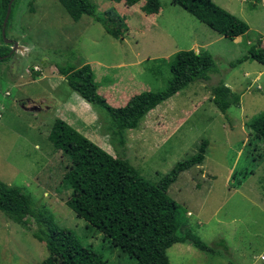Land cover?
I'll use <instances>...</instances> for the list:
<instances>
[{"label": "rangeland", "instance_id": "rangeland-1", "mask_svg": "<svg viewBox=\"0 0 264 264\" xmlns=\"http://www.w3.org/2000/svg\"><path fill=\"white\" fill-rule=\"evenodd\" d=\"M89 1L97 11L113 8L123 17L127 30L120 39L89 17L73 22L56 0L14 1L5 38L11 41L9 49L12 43L16 49L0 59V182L21 187L105 264H135L64 205L67 160L46 136L57 114L66 115L68 105L60 106L62 101L82 100L55 67L89 65L97 94L120 108L140 92L164 89L170 79L167 65L176 52H206L216 71L204 84L194 82L160 103L137 128L122 131L123 145L98 108L89 107L92 118L83 120L80 135L112 157L118 152L152 183L206 140L202 164L180 173L166 195L185 212L181 232L189 229L213 252L173 244L165 252L168 263L264 264V142L245 128L264 112V67L249 60L235 64L251 46L264 48V0H211L247 25L237 41L218 37L169 0H160V13L151 16L140 11L143 0L131 7L122 1ZM34 65L40 74L31 73ZM40 75L46 79L37 91L46 103L37 108L30 103L35 89L28 94L24 84ZM219 83L237 98L224 114L212 105L209 90ZM27 220V225L15 224L0 212V264H40L45 258L43 244L31 236L35 226Z\"/></svg>", "mask_w": 264, "mask_h": 264}, {"label": "trees", "instance_id": "trees-1", "mask_svg": "<svg viewBox=\"0 0 264 264\" xmlns=\"http://www.w3.org/2000/svg\"><path fill=\"white\" fill-rule=\"evenodd\" d=\"M14 1L10 6L4 35ZM107 1L116 4L122 1L126 7H131L142 0ZM159 1L143 0L140 11L145 16L156 15L160 8ZM56 2L73 22H77L81 16L89 17L113 39H120L127 30L123 17L113 8L100 12L89 0ZM7 3L8 0H0V28ZM169 3L229 41L248 30L243 21L220 9L211 0H169ZM0 42V57H3L9 52V47L2 44L1 35ZM246 60L264 67V48L251 46L235 64ZM167 66L170 79L164 89L140 92L120 108L110 107L97 94V85L89 65L76 68L57 66L55 69L67 87L86 105L105 113L109 120L108 130L112 136L118 135L119 145H123L124 140L120 138L122 131L137 128L138 122L160 103L194 82H206L208 75L216 71L208 53L191 50L176 52ZM209 90L212 104L220 113L224 114L229 106L236 105L237 98L222 83L209 87ZM245 128L248 135L252 134L255 140L264 142V112L250 118ZM46 139L51 148L67 160L62 182L69 194L64 205L86 226L133 259L135 264H169L165 252L173 244H190L198 251L213 252L212 247L202 243L189 229L181 232L186 220L185 212L166 195L168 187L180 173L202 164L206 140L201 139L192 155L176 162L152 183L144 179L118 152L114 157L108 155L59 119L52 123ZM0 212L9 216L15 224L27 225V219L31 220L35 226L31 236L42 243L46 251L40 264H105L99 255L83 247L70 230L58 227L52 217L24 194L19 186L0 182Z\"/></svg>", "mask_w": 264, "mask_h": 264}, {"label": "crops", "instance_id": "crops-1", "mask_svg": "<svg viewBox=\"0 0 264 264\" xmlns=\"http://www.w3.org/2000/svg\"><path fill=\"white\" fill-rule=\"evenodd\" d=\"M172 7H173V5H171ZM174 7H176V6H174ZM160 11H161V8H159V10H158V13H160ZM186 13V12H185ZM187 14V13H186ZM189 15V14H188ZM203 25V24H202ZM210 30V29H209ZM211 31V30H210ZM213 32V31H212ZM214 33V32H213ZM217 35V34H216ZM218 37H222V36H220V35H217ZM222 38H224V37H222ZM239 38H236V39H233V40H235V41H237ZM193 46V45H192ZM191 46V47H192ZM176 50H177V48H176ZM196 53V52H195ZM45 64H42V66H44ZM83 65V64H82ZM50 68V67H49ZM50 70L53 72L54 71V69L53 68H50L49 70H47V71H49L50 72ZM40 72H41V69L39 70V74H40ZM93 78H94V75H93ZM46 78H44V75L42 76V75H40L37 79H34V80H29L28 82H26L25 84H24V87H25V89H26V92L29 94L30 92H32L33 91V89H35V91L32 93V95L34 96L33 98H32V100L30 101V103L32 104V106H35V107H37V108H39L38 107V105L39 106H42L44 103H46V101L41 97L42 95L44 96V94H40V95H38L39 94V92L37 91V87L41 84V82L43 81V80H45ZM56 80L57 81H59V82H61L62 80H60V78H56ZM70 90V89H69ZM71 91V90H70ZM72 92V91H71ZM65 101H62L63 103L62 104H60V106H62V105H68V107L66 108L67 110H64V114H66V115H62V116H60L61 115V113L60 114H57V119H59V120H61V121H63L64 123H66L69 127H71L72 129H74L76 132H78L79 134H80V129L82 130L83 128H82V126H83V124H84V122H83V120H87V121H89V119H91L92 118V114H91V110H90V108H89V106L88 105H86L83 101H80V102H77V101H75V97L73 96V98H72V102L73 103H71V104H69L68 102H67V99H64ZM41 103H43L42 105H40ZM47 108V107H46ZM85 117H87V118H85ZM71 118H73L75 121H72V119ZM234 192H235V190H234ZM11 221V220H10Z\"/></svg>", "mask_w": 264, "mask_h": 264}, {"label": "water", "instance_id": "water-1", "mask_svg": "<svg viewBox=\"0 0 264 264\" xmlns=\"http://www.w3.org/2000/svg\"><path fill=\"white\" fill-rule=\"evenodd\" d=\"M14 0H8V3H7V6H6V10H5V14H4V17H3V20H2V23H1V28H0V35H1V38L4 42V44H10L11 41L7 40L5 37H4V28H5V24H6V21H7V18H8V15H9V12H10V6H11V3L13 2ZM16 49V45L15 43H12V49L11 51L15 50ZM20 49V48H19ZM10 51V53H11ZM2 57H0L1 59Z\"/></svg>", "mask_w": 264, "mask_h": 264}, {"label": "clouds", "instance_id": "clouds-1", "mask_svg": "<svg viewBox=\"0 0 264 264\" xmlns=\"http://www.w3.org/2000/svg\"><path fill=\"white\" fill-rule=\"evenodd\" d=\"M4 37H5V35H4ZM4 45H8V44H4ZM8 46H9V45H8ZM10 51H11V49H9V52H10ZM5 57H6V55H5ZM1 59H2V58H1ZM39 70H40V69H39L37 66L34 65V66H32V68H31V73H32V72H39ZM26 72L29 73L28 71H26ZM34 74H39V73H34ZM211 102H212V101H211ZM212 105H213V104H212ZM213 106H214V105H213ZM231 106H233V105H231ZM231 106H229V107H231ZM214 107H215V106H214ZM229 107H228V108H229ZM228 108H227V109H228ZM227 109H226V110H227ZM6 217H7V216H6Z\"/></svg>", "mask_w": 264, "mask_h": 264}]
</instances>
